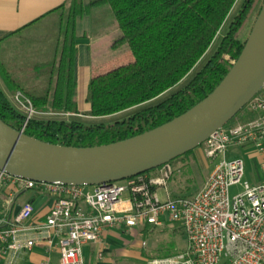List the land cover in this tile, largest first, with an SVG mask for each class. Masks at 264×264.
<instances>
[{
    "label": "built area",
    "instance_id": "1",
    "mask_svg": "<svg viewBox=\"0 0 264 264\" xmlns=\"http://www.w3.org/2000/svg\"><path fill=\"white\" fill-rule=\"evenodd\" d=\"M11 104L25 117L20 130L24 132L27 122L40 113L22 92L11 97ZM247 109L252 114L249 120L226 124L200 146L211 170L202 189L191 197L168 191L174 173L172 162L94 186L37 183L0 171V192L6 193L8 208L15 205L16 195L25 191L52 201L43 221L35 219L30 202L10 220L6 216L1 220L0 264H16L20 255L37 246L49 251L56 248L59 264H89L84 247L102 246L108 229L130 233L137 227L169 225L182 230L186 248L145 264H264V82ZM241 152L258 159L254 185L244 180ZM238 185L242 191L231 197L230 188ZM97 254L102 257L101 252Z\"/></svg>",
    "mask_w": 264,
    "mask_h": 264
},
{
    "label": "trees",
    "instance_id": "2",
    "mask_svg": "<svg viewBox=\"0 0 264 264\" xmlns=\"http://www.w3.org/2000/svg\"><path fill=\"white\" fill-rule=\"evenodd\" d=\"M263 1L243 0L216 48L196 68L215 44L239 0H93L89 6H84L83 0H68L56 9L63 10V14L56 58L44 68L49 72L47 93L32 96L21 91L37 112L78 114L74 79L76 20L91 8L110 7L120 30L112 47L126 45L131 59L91 78L87 95L90 110L84 116L93 121L31 119L24 134L53 145L95 147L143 134L184 114L207 97L227 74L232 64L225 57L233 61L238 58ZM252 14L249 31L241 39L240 33ZM2 71L0 66L4 76L0 78L13 83ZM126 113L131 114L102 122ZM0 120L17 131L25 122L1 88ZM189 153L181 159L185 160Z\"/></svg>",
    "mask_w": 264,
    "mask_h": 264
},
{
    "label": "water",
    "instance_id": "3",
    "mask_svg": "<svg viewBox=\"0 0 264 264\" xmlns=\"http://www.w3.org/2000/svg\"><path fill=\"white\" fill-rule=\"evenodd\" d=\"M264 82V1L238 58L184 114L143 134L95 147L53 145L0 120V171L37 183L101 185L152 171L200 147L248 105Z\"/></svg>",
    "mask_w": 264,
    "mask_h": 264
},
{
    "label": "crops",
    "instance_id": "4",
    "mask_svg": "<svg viewBox=\"0 0 264 264\" xmlns=\"http://www.w3.org/2000/svg\"><path fill=\"white\" fill-rule=\"evenodd\" d=\"M68 0H0V66L13 83L2 78L0 88L11 103L14 92H24L32 96H44L48 91L49 72L46 68L57 55L60 34V22L63 10H57ZM93 0H83L89 6ZM113 13L109 6L91 8L87 14L76 20L77 55L75 59L74 79L77 85L76 105L78 114L41 113L34 119L83 121L91 118L84 116L90 110L87 102L88 86L91 78L102 75L121 65L119 51L126 45L113 48V43L120 37L116 22L112 29ZM121 57V56H120ZM131 59V57H130ZM41 67V69H40ZM45 71V73H43ZM4 74V73H3ZM14 84V85H13ZM18 86L15 88L13 86ZM12 105V104H11ZM13 106V105H12ZM192 152H202L196 148ZM15 208L0 210V222L5 217L8 221L13 213L25 203L34 207V217L43 221L51 206V199L40 196L34 191L19 192L15 198ZM9 210V211H8ZM11 211V212H10ZM10 212V214H7ZM167 227V226H166ZM148 228L137 227L126 233L108 229L104 232L102 246L88 244L83 249L84 259L89 264H139L144 257L137 254L122 253L120 238L125 235L144 236ZM101 252L102 257H98ZM59 264L58 250H48L37 246L28 253H23L16 264Z\"/></svg>",
    "mask_w": 264,
    "mask_h": 264
},
{
    "label": "rangeland",
    "instance_id": "5",
    "mask_svg": "<svg viewBox=\"0 0 264 264\" xmlns=\"http://www.w3.org/2000/svg\"><path fill=\"white\" fill-rule=\"evenodd\" d=\"M242 1L243 0H239L234 11L229 16L223 28L216 37L215 44L210 48V50L207 52V54L200 61V63L197 65L196 68L202 66L203 62L205 63V61L211 55L213 50L216 48L217 43L220 41L221 37L225 33L230 21L232 20L236 10L241 5ZM256 11L257 10L255 9V12ZM254 14H252V16L250 17V19L242 29L240 33L241 39H244L246 37L249 28L251 26V23L253 21ZM116 26H117L116 21L113 18L112 29L115 30ZM118 55H119L118 60H121L122 64H127L131 57L130 51L127 46H125L122 49V51H119ZM130 114L131 113H126L109 120H104L102 122H106V123L112 122L127 117ZM251 117L252 114L248 111L247 108H245L243 112L238 114V116L236 115V117L227 124L230 125L237 122H245L249 120ZM86 120L85 122H87ZM241 153L242 154L239 155L244 159L245 168H246V174L244 180L248 181L251 185H254L257 183L256 176L258 171V167H257L258 159L256 157L251 158L248 155V153H244V152ZM171 162L174 168V173L167 185V189L171 195L191 197L202 189L205 177L211 170V166L202 152H191L186 156L185 160L180 158ZM241 191L242 188L238 185L231 187L229 193L230 196L232 197ZM160 197L163 198V194H161V192H160ZM5 202H6V193L4 191H1L0 210L2 208L3 210L5 209ZM14 208L15 206L13 205L12 207L9 208V210H12ZM10 212H8L7 214H10ZM144 233H145L144 236L125 235L120 238L121 239L120 243L122 245V248L119 249L120 252L128 253V254L134 253L141 257H144V262H141L139 264H145L147 260L152 258L166 257L168 253L170 254V256L176 255L178 253L183 252L184 249L186 248V244H187L186 238L184 237L182 230L177 225H169L167 227H161V228L151 227L145 230Z\"/></svg>",
    "mask_w": 264,
    "mask_h": 264
}]
</instances>
